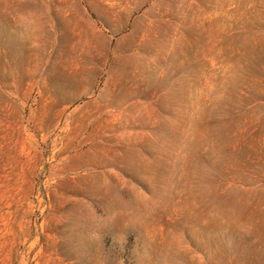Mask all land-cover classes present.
<instances>
[{
  "label": "rangeland",
  "instance_id": "rangeland-1",
  "mask_svg": "<svg viewBox=\"0 0 264 264\" xmlns=\"http://www.w3.org/2000/svg\"><path fill=\"white\" fill-rule=\"evenodd\" d=\"M0 264H264V0H0Z\"/></svg>",
  "mask_w": 264,
  "mask_h": 264
}]
</instances>
